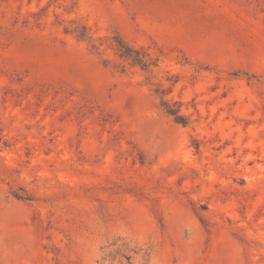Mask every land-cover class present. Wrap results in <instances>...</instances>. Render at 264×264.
I'll use <instances>...</instances> for the list:
<instances>
[{"label": "rangeland", "instance_id": "rangeland-1", "mask_svg": "<svg viewBox=\"0 0 264 264\" xmlns=\"http://www.w3.org/2000/svg\"><path fill=\"white\" fill-rule=\"evenodd\" d=\"M0 264H264V0H0Z\"/></svg>", "mask_w": 264, "mask_h": 264}, {"label": "trees", "instance_id": "trees-1", "mask_svg": "<svg viewBox=\"0 0 264 264\" xmlns=\"http://www.w3.org/2000/svg\"><path fill=\"white\" fill-rule=\"evenodd\" d=\"M118 47L120 52L122 53L123 56L128 57L132 60V62L134 64L140 65L142 67L145 66V64H143L142 59L139 56V52L132 50L129 47L124 46L123 44L118 43ZM165 112L170 115L173 116L175 121L179 124L185 125V118H183L182 116H180L178 114L177 110L172 109L171 106H169L167 103H163Z\"/></svg>", "mask_w": 264, "mask_h": 264}]
</instances>
